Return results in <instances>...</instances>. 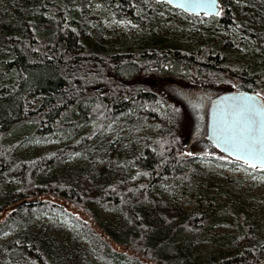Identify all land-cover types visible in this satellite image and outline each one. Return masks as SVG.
Here are the masks:
<instances>
[{
  "label": "trees",
  "instance_id": "obj_1",
  "mask_svg": "<svg viewBox=\"0 0 264 264\" xmlns=\"http://www.w3.org/2000/svg\"><path fill=\"white\" fill-rule=\"evenodd\" d=\"M87 3L100 4L103 15L130 22L131 31L118 36L108 30L107 37L98 32L93 38L85 18ZM231 3L223 4L219 16L184 13L190 21H209L214 32H222L213 46L189 37L183 47L156 33L157 11L167 7L156 0H77L80 9L24 0L34 15L19 13V31L6 23L8 16L0 10V196H7L0 203V234L44 213L63 212L89 240L94 250L89 264H193V246L205 239L214 246L237 247L238 252L196 264L264 262V242L253 244L258 239L255 229L264 223L250 221L245 194L228 191L220 200L210 191L208 172L197 163L242 162L210 145H187L190 131L181 129L182 113L187 112L173 94L176 89L187 93L196 83L215 84L222 76L233 78L237 91L264 96V30L241 27L258 46L260 63L243 57L235 69L225 66L232 48L224 33L232 34L236 23ZM45 12H54L55 20H46ZM117 117L136 126L132 136L141 148L122 155L113 139L99 151L121 154L134 172L118 169L110 178L105 167L96 171L90 165L52 173L70 155L86 153ZM87 123L92 128L68 143L32 156L15 154L27 140H50ZM147 129L156 136H147ZM194 174L206 177L205 188H195ZM170 183L194 192L191 209L163 196L161 187ZM94 207L119 211L124 224H104ZM233 219L236 233L213 232ZM4 247L9 264H60L46 238L15 232Z\"/></svg>",
  "mask_w": 264,
  "mask_h": 264
},
{
  "label": "rangeland",
  "instance_id": "obj_2",
  "mask_svg": "<svg viewBox=\"0 0 264 264\" xmlns=\"http://www.w3.org/2000/svg\"><path fill=\"white\" fill-rule=\"evenodd\" d=\"M43 1L27 0L31 5H39ZM50 1L55 5L62 3L67 8H81L76 5L77 0H69L68 3L65 0ZM230 1H232L230 6L235 8L234 21L236 23L234 28H232V34H226L223 31L231 41L232 48L226 54L230 56V62L225 64L228 70L229 68L235 69L234 64H239L240 60H243V57H247L252 63L261 62V53L259 52L258 46L253 45V42L244 36L245 34L241 30V27L264 30V0H219L220 11L223 4ZM23 2L24 0H0V10L8 16L6 23L14 27L16 31L22 29L19 13L23 16L34 15V12H30L29 8L23 6ZM163 4L165 5V3ZM86 8L88 13L85 18L88 20L91 29H93V32L90 31L93 38L99 36L98 32L101 33L100 36L107 37V34L121 36L131 31L130 22L125 20L117 21L111 14L103 15L100 4L92 6L90 3H87ZM183 14L182 11L171 6H162V9L158 10L156 15L159 21L157 27H155L156 33L163 38L173 41L180 47L189 43V37L199 42L209 40L211 46L216 42V39L221 38L220 32L222 31L217 30V32H214L211 22L204 21L203 19L190 21ZM43 17L52 22L55 20V13L45 12ZM198 25L201 27L198 28ZM107 31L109 33L105 34ZM234 84L235 81L233 78L221 76L215 84L196 83L195 85L197 87H192L185 96L183 92L176 89L177 91L173 94L179 96L180 99L183 96L186 102L188 101L191 105L192 109L188 110L186 115L182 113V131L185 128L190 130L191 126V136H194L193 132L196 135L192 140L204 141L207 137L208 112L212 100L221 95V93L223 94L225 92L224 89L237 91L233 86ZM177 109L178 111H182V108ZM92 126L93 123L79 124L78 128L73 129L70 134L65 135V133H59L50 140H27L16 148L15 154L32 156L46 150L54 149L60 144L72 141L75 136L91 129ZM135 129L136 126L131 121L125 120L123 117H117L105 133L99 135L93 141L86 153L70 155L52 173L75 172L90 165L94 166L96 171H100L105 167L107 176L110 178L113 176V171L118 169L134 172L135 168L128 159H123L121 158V154L117 155L114 152L103 154L99 151V146L106 141L114 139L122 155L135 153L141 148L138 138L132 136ZM144 132L151 138L156 136L152 129H147ZM192 140H188L187 145ZM197 163L208 172V176L213 182V187L210 190L212 194L224 201L228 191L232 193H244V200L246 201L245 210L250 215V221L264 223V172L255 171L242 163H219L215 160L208 159H199ZM192 180L196 189L205 188V176L194 174ZM161 191L165 198L175 201L184 209L189 210L193 206L194 192L192 190H185L175 183H170L162 186ZM6 199V195L0 196V203H3ZM94 209L104 224L113 227L124 224L123 215L119 211L97 209L95 207ZM237 231L236 219H233V222L215 226L213 230V232L218 234H231ZM15 232L46 238L51 243L52 251L60 264H89L87 258L92 257L94 253L89 240L85 237L81 228L73 221L72 216L63 212H47L42 216H36L24 222L16 230L0 234V264H9L4 243ZM254 233L258 239L253 244H263L264 228L259 226L255 229ZM192 251V263L196 264L210 260L212 257L217 259L227 255H234L238 252V248L234 246H214L210 244L209 240L205 239L195 243Z\"/></svg>",
  "mask_w": 264,
  "mask_h": 264
},
{
  "label": "snow or ice",
  "instance_id": "obj_3",
  "mask_svg": "<svg viewBox=\"0 0 264 264\" xmlns=\"http://www.w3.org/2000/svg\"><path fill=\"white\" fill-rule=\"evenodd\" d=\"M178 6L221 15L218 0H178ZM210 138L233 162L264 170V96L257 92L224 98L218 109L214 107Z\"/></svg>",
  "mask_w": 264,
  "mask_h": 264
},
{
  "label": "water",
  "instance_id": "obj_4",
  "mask_svg": "<svg viewBox=\"0 0 264 264\" xmlns=\"http://www.w3.org/2000/svg\"><path fill=\"white\" fill-rule=\"evenodd\" d=\"M157 2L160 3H165L169 6H171L172 8L178 9L180 11H182L183 13L186 14H193V15H200V14H204V15H209V14H205V12L203 10L200 9H191V8H183V7H179L178 6V0H156ZM219 3V0H218ZM239 94H247V95H254L255 92H251V91H230V92H226L223 93L221 95H219L218 97H216L215 99L212 100L210 107H209V112H208V123H207V143L213 147L218 149L220 152H222L220 150V148L218 147H214V141L210 138L211 136V124H212V120H213V111H214V107L215 108H219L220 102L223 101L224 98H230V97H234V96H238ZM215 102V104H214ZM224 155L229 156L227 153L222 152ZM230 158L234 159L233 157L229 156ZM260 264H264V262L260 263Z\"/></svg>",
  "mask_w": 264,
  "mask_h": 264
},
{
  "label": "flooded vegetation",
  "instance_id": "obj_5",
  "mask_svg": "<svg viewBox=\"0 0 264 264\" xmlns=\"http://www.w3.org/2000/svg\"><path fill=\"white\" fill-rule=\"evenodd\" d=\"M185 94L186 93H184V96H185ZM177 102V104L178 105H180L187 113H188V110H192L191 109V105L188 103V101L186 102V100H185V98H183V96H182V99H180V97L178 96V100L176 101ZM191 133H189V138H188V140L190 141V140H192V139H194L195 137H196V135H195V133L193 132V135L194 136H191V134H192V131H191V126H190V130H189ZM188 140H187V144H188ZM207 141V137H206V139L203 141V140H192V143L190 144V142H189V144L191 145V146H194V144H204V145H209V144H207V143H204V142H206ZM211 147V146H210Z\"/></svg>",
  "mask_w": 264,
  "mask_h": 264
}]
</instances>
